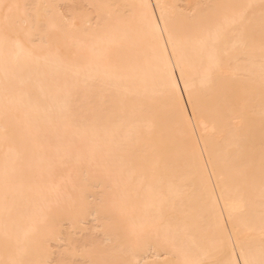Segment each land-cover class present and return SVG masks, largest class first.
Listing matches in <instances>:
<instances>
[{
  "label": "bare ground",
  "instance_id": "1",
  "mask_svg": "<svg viewBox=\"0 0 264 264\" xmlns=\"http://www.w3.org/2000/svg\"><path fill=\"white\" fill-rule=\"evenodd\" d=\"M0 264H264V0H0Z\"/></svg>",
  "mask_w": 264,
  "mask_h": 264
},
{
  "label": "rangeland",
  "instance_id": "2",
  "mask_svg": "<svg viewBox=\"0 0 264 264\" xmlns=\"http://www.w3.org/2000/svg\"><path fill=\"white\" fill-rule=\"evenodd\" d=\"M95 231V230H94ZM96 232V231H95ZM95 232L93 233V234H95ZM92 233V232H91ZM100 234V233H99ZM99 234H97V232H96V236H98ZM95 236V235H94ZM96 236H95V238H96ZM100 237V236H99ZM102 237V236H101ZM99 239V238H98ZM103 239V238H102Z\"/></svg>",
  "mask_w": 264,
  "mask_h": 264
}]
</instances>
